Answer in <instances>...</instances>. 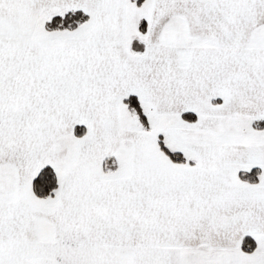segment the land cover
Wrapping results in <instances>:
<instances>
[{
    "label": "snow or ice",
    "instance_id": "snow-or-ice-1",
    "mask_svg": "<svg viewBox=\"0 0 264 264\" xmlns=\"http://www.w3.org/2000/svg\"><path fill=\"white\" fill-rule=\"evenodd\" d=\"M0 264H264V0H0Z\"/></svg>",
    "mask_w": 264,
    "mask_h": 264
}]
</instances>
